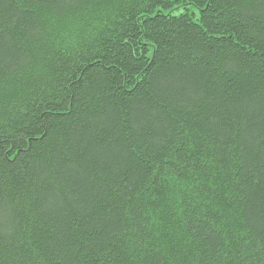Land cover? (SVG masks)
Segmentation results:
<instances>
[{
	"label": "trees",
	"instance_id": "16d2710c",
	"mask_svg": "<svg viewBox=\"0 0 264 264\" xmlns=\"http://www.w3.org/2000/svg\"><path fill=\"white\" fill-rule=\"evenodd\" d=\"M0 264H264V0H0Z\"/></svg>",
	"mask_w": 264,
	"mask_h": 264
}]
</instances>
